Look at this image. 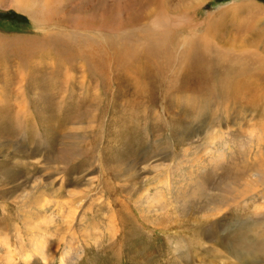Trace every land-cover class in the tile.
I'll return each mask as SVG.
<instances>
[{
	"label": "rangeland",
	"instance_id": "374dc122",
	"mask_svg": "<svg viewBox=\"0 0 264 264\" xmlns=\"http://www.w3.org/2000/svg\"><path fill=\"white\" fill-rule=\"evenodd\" d=\"M34 1L24 11L0 0V92L14 108L0 105V264H264L230 247L264 213L263 98L231 103L216 124L228 64L195 65L178 46L235 17L230 35L217 32L221 48L238 51L229 38L253 30L247 50L264 54V0ZM134 51L150 64L135 82L125 76ZM252 78L264 87V72ZM243 164L239 178L256 171L259 193L234 204L246 186L230 167Z\"/></svg>",
	"mask_w": 264,
	"mask_h": 264
},
{
	"label": "bare ground",
	"instance_id": "6f19581e",
	"mask_svg": "<svg viewBox=\"0 0 264 264\" xmlns=\"http://www.w3.org/2000/svg\"><path fill=\"white\" fill-rule=\"evenodd\" d=\"M16 8L18 7L19 10H31L32 8H34L35 6V1L34 0H16ZM14 3V4H15ZM13 4V6H15ZM160 4V3H159ZM256 4V3H255ZM239 5V4H238ZM236 5V6H238ZM180 7V5H178ZM234 6L233 5V10H234ZM184 9H186L185 7H183ZM256 9V8H255ZM228 10V9H227ZM224 12V11H223ZM239 12L237 11V14ZM222 14L221 12L218 14V16ZM226 14H230L229 12L226 13ZM232 14V13H231ZM224 15V14H223ZM239 16V15H238ZM221 20V22H216L214 24L212 23H209V26H208V29H210L209 27L211 26V29L210 30H214L215 33L211 34V32L209 34H207V31H210V30H207L205 31L206 34L204 33H201V34H193V36L191 37H186L185 35H181L182 38H179V45L180 48L183 47V55H193L191 57H193L194 59V62H195V65L196 64H219L218 66V70H220V68L222 67V64H228L227 68H226V71L224 73V76L222 77V79L220 80L219 84H220V87L219 88V92L222 93V95L219 96V98H217L216 100L218 101V106L216 107L217 109V114H216V117H215V122L216 124L218 122H221L223 120L222 116L223 112L225 111V109L227 108H230V104L233 103L234 105H238L237 109L240 108V107H243L246 106V103L249 102L250 103V100L252 99H257L259 97H262V101H264V87H262L261 84H256L254 83V81L256 80V78H252V77H255V71L258 72H264V54L260 53H255L253 51H248L250 49L247 50V47L248 46H252V45H256L258 42H259V37L261 35V32H258L256 34L253 33V30L252 32H250L251 30H249L250 33H247L244 35V38L240 39L241 36H234L233 38H229L232 40V42L234 43V46H237L239 47L238 51L236 52H232V53H228L226 52V50H223L225 49L223 47V49L221 48L222 46V37H221V34H218L217 35V32L220 31L222 33V31L224 30L225 33H228L229 31V28L231 27L229 22L230 20L233 18L231 17V19L223 26L222 25V20L221 19L222 17L219 16ZM135 17H133L134 19ZM252 18V16H251ZM216 19V18H215ZM235 20V17L233 18ZM241 19V18H240ZM247 19V18H246ZM258 19V18H257ZM210 21V20H209ZM247 21V20H246ZM250 21H253L252 19ZM255 21V20H254ZM235 22V21H234ZM254 23V22H253ZM238 24V23H237ZM241 24V23H240ZM249 24V22H248ZM243 25V24H242ZM246 25V24H245ZM255 25V24H254ZM238 26V25H237ZM247 26V25H246ZM234 27V26H233ZM239 27V26H238ZM244 28V27H243ZM253 28V27H251ZM235 29V28H234ZM246 29V28H245ZM245 29H244V32H245ZM246 29V30H247ZM240 31V30H238ZM262 31V30H260ZM233 32V31H232ZM243 32V31H242ZM240 33V32H239ZM229 35L231 34L228 33ZM242 34V33H241ZM208 35V36H207ZM218 37H217V36ZM223 36V35H222ZM224 37V36H223ZM230 37V36H228ZM98 38V37H97ZM96 38V39H97ZM108 39V38H107ZM218 39V40H217ZM240 39V40H239ZM88 41H90L88 39ZM230 41V40H229ZM34 42V41H33ZM32 44H35L33 43ZM39 42V41H38ZM52 41H50L49 43H51ZM53 42H55V45L54 47L56 46H65V45H68V42L67 40L64 42L62 41V39L60 38H57L55 40H53ZM93 42V41H92ZM165 42V38L163 39V41H158L156 42V47H158V50L157 51H154V56L156 58H162L163 56H161V54L163 53V50L160 49L161 48V44ZM95 43V42H94ZM93 43V44H94ZM177 43V42H176ZM27 44V43H26ZM6 45V44H4ZM74 45V44H73ZM83 45V44H82ZM96 45V44H95ZM104 45V44H103ZM226 45V44H225ZM231 45V44H230ZM31 46V45H30ZM33 46V45H32ZM31 46V47H32ZM48 46V45H47ZM76 46V45H75ZM233 46V48H235ZM253 46V47H254ZM88 47V46H87ZM231 47V46H230ZM253 47H251L253 49ZM29 48V47H28ZM75 48V47H74ZM96 48V47H95ZM227 48V47H226ZM30 49V48H29ZM33 49V48H32ZM64 49V47H63ZM93 49V48H92ZM229 49V48H228ZM232 49V48H231ZM258 49V48H257ZM4 50V49H3ZM233 50V49H232ZM11 51V50H10ZM99 51V50H98ZM129 51V50H128ZM16 52V51H15ZM31 52V51H30ZM124 52H127L126 50L124 49H120V51L116 54L117 56V59H121L120 62L118 63H121L122 62V58L120 56V54L122 55L123 57V53ZM138 52V51H137ZM136 51L132 52L129 59H130V62L129 64H125L128 66L127 70H126V77L128 78V81L132 79V81H137L138 80V77H141L143 76L145 71L148 70V67L150 66V64H144L148 58H146V56L144 55H139L137 54ZM260 52V51H259ZM17 53V52H16ZM86 54V53H85ZM85 54L83 56H85ZM100 54V53H99ZM82 55V54H81ZM93 55V54H92ZM102 56V55H101ZM17 57V56H16ZM99 57V56H98ZM188 57V56H187ZM82 58V57H81ZM173 58V57H172ZM190 58V57H189ZM2 59V58H0ZM4 59V58H3ZM17 59V58H16ZM74 59V58H73ZM88 59V58H87ZM97 58H95L96 60ZM123 59L126 60V58L124 57ZM128 59V58H127ZM76 60V59H75ZM177 60V59H176ZM64 61V60H63ZM102 61V59H101ZM81 62V61H80ZM88 62V61H87ZM137 62V63H135ZM194 62H191V63H194ZM98 63V62H97ZM252 63V64H251ZM161 65V64H160ZM162 65H165V64H162ZM193 65V64H192ZM74 66V65H73ZM97 65H95L96 67ZM207 66V65H206ZM252 66V67H251ZM22 67V66H21ZM104 67V66H103ZM146 67V68H145ZM9 68H12V67H9ZM70 68V67H69ZM74 68V67H73ZM77 68V67H76ZM179 68V67H178ZM199 68V67H198ZM212 68V67H211ZM217 68V67H215ZM84 69V68H83ZM214 69V68H213ZM225 69V68H224ZM223 69V70H224ZM124 70V69H123ZM151 70V69H149ZM174 70V69H173ZM198 70V69H197ZM211 70V69H209ZM221 70V71H223ZM98 71H102V70H98ZM121 71V70H120ZM196 71V70H195ZM202 71V70H201ZM208 71V70H207ZM220 71V72H221ZM83 72V70H82ZM85 72V71H84ZM215 72H218L217 70ZM93 73V72H92ZM175 73V72H173ZM172 73V76L173 78H177V74H173ZM200 73V72H199ZM214 73V72H213ZM212 73V75H213ZM106 74V73H105ZM197 74V73H196ZM209 74V73H208ZM260 74V73H258ZM257 74V75H258ZM37 75V74H36ZM160 74H157L155 75V77H162V76H159ZM169 75V74H168ZM198 75V74H197ZM196 75V76H197ZM210 75V76H212ZM216 75V74H214ZM221 75V74H220ZM263 75V74H262ZM72 76V75H71ZM83 76V75H82ZM179 76V75H178ZM21 77V76H20ZM68 77V76H67ZM85 77V76H83ZM104 77V76H103ZM205 77V76H204ZM217 77V75L215 76ZM263 77V76H262ZM107 78V76H106ZM209 78V77H208ZM24 79V78H23ZM168 79L170 81H173V83H178L179 82V79H171L169 76H168ZM201 79V78H200ZM207 79V78H206ZM211 79V78H210ZM108 80V79H107ZM140 80V78H139ZM143 80V79H142ZM213 80V79H212ZM146 80L145 84L148 85L150 82ZM168 81V80H167ZM166 79L165 78H158L155 80L154 84H156L157 86H160L162 83L163 84H166ZM199 81V80H198ZM252 81V82H251ZM257 81V80H256ZM70 80H67L66 84H67V87H69L70 85ZM106 82V81H105ZM104 81L103 82H98L100 85H101V88L105 89L108 87V85H113L112 84V81H107V83H105ZM143 82V81H142ZM216 82V81H215ZM250 84H249V83ZM21 83V82H20ZM61 83V81H60ZM84 83V82H82ZM206 83V82H205ZM75 84V83H74ZM97 84V85H99ZM107 84V85H106ZM137 85V89H138V94H141L143 91H144V87L141 85H139L138 83H135ZM172 84V83H171ZM196 84V83H195ZM207 84V83H206ZM210 84V83H208ZM62 85V84H60ZM202 85V84H201ZM259 85V86H258ZM19 86V84H18ZM82 86V85H81ZM208 86V85H207ZM227 86V88H230V90L232 89L233 91H228V92H225L224 94V90H225V87ZM16 87V86H14ZM119 87V86H118ZM169 87L171 88V86L169 85ZM219 87V86H218ZM260 87H262V91L260 92ZM19 88V87H17ZM76 88H78L76 86ZM112 88V87H110ZM186 88V87H185ZM199 88V86H198ZM197 88V89H198ZM202 88V87H201ZM224 88V89H223ZM67 89V88H66ZM96 89V88H95ZM98 89V88H97ZM159 89V88H158ZM176 89L180 90L182 89L181 86L180 87H177ZM188 89V88H187ZM195 89V88H194ZM193 89V90H194ZM207 89V88H206ZM205 89V90H206ZM11 90V89H10ZM69 90V89H68ZM81 90V89H80ZM184 90V89H182ZM221 90V91H220ZM66 93H67V90H65ZM73 91V90H72ZM98 91V90H97ZM110 91V90H109ZM185 91V90H184ZM183 91V92H184ZM196 91V90H195ZM217 91V90H216ZM96 92V91H95ZM103 92V91H102ZM202 92V91H200ZM97 93V92H96ZM113 93V92H112ZM69 94V93H68ZM83 94V93H82ZM70 95V94H69ZM75 95V94H74ZM81 95V94H80ZM100 95V93H99ZM114 95V94H113ZM160 95H161V92H160ZM196 95V94H195ZM214 95V94H213ZM85 96V95H84ZM182 96V95H181ZM185 96V95H184ZM183 96V97H184ZM208 96V95H207ZM218 96V94H217ZM73 97V96H72ZM77 97V96H76ZM138 97V101H140L139 98H141L140 96L136 95V98ZM190 97V96H189ZM210 97V96H209ZM118 98V96H116V99ZM181 98V97H180ZM188 98V96H187ZM191 101L193 102V97H190ZM198 98V97H197ZM10 100V96L7 94V92L4 90V88L1 87V92H0V105L2 104H7V107L8 109H14L11 105H10V102L8 100ZM20 99V98H19ZM24 99V98H23ZM62 99V98H61ZM77 99V98H76ZM101 100V99H100ZM189 100V101H190ZM214 100V99H213ZM18 101V100H17ZM20 101V100H19ZM26 101V100H25ZM185 101V100H184ZM199 101V100H198ZM259 101V100H257ZM202 102V101H201ZM253 103L252 106H256L254 103L256 101H252ZM22 103L23 105H26L24 100H22ZM189 103V102H188ZM196 103V102H195ZM194 103V104H195ZM198 103V102H197ZM248 103V104H249ZM76 104V102H75ZM82 104H83V101H82ZM167 104V103H166ZM209 104V103H208ZM247 104V105H248ZM22 105V104H21ZM193 105V103H192ZM77 106V105H76ZM207 103L206 104H201V107L202 109L198 112V116H200V120L201 118H204L207 117L210 113V111H206L205 108H207ZM263 106V105H262ZM2 107V106H1ZM6 107V106H5ZM4 107V108H5ZM18 107V106H17ZM27 107V106H26ZM24 107L22 108L23 111H25V114H27L28 112V109ZM75 107V106H74ZM114 107L115 104H114ZM76 108V107H75ZM193 108V107H192ZM252 108V107H251ZM78 109L79 111L76 112L78 116H80V110L82 112V109H80V107L78 106ZM94 109V108H93ZM242 109V108H241ZM253 109V108H252ZM192 110V109H191ZM229 110V109H228ZM227 110V111H228ZM232 110V109H231ZM236 110V109H235ZM86 111L88 112L87 110H83V112ZM196 111V110H194ZM221 111V112H219ZM8 112V111H7ZM20 112V111H19ZM219 112V113H218ZM7 114V113H6ZM82 114V113H81ZM89 114V112L87 113ZM194 114V113H193ZM31 115V114H30ZM75 115V114H74ZM76 115V116H77ZM85 114H83L82 116H84ZM5 116V115H4ZM71 116V115H70ZM75 116V117H76ZM202 116V117H201ZM211 116V115H210ZM160 117V116H159ZM70 118V117H69ZM18 119V118H17ZM264 119V118H263ZM14 120V119H13ZM15 121V120H14ZM164 122V121H163ZM17 123H19L17 121ZM170 124V123H169ZM224 124V123H223ZM264 124V122H263ZM251 126V125H250ZM258 126V125H257ZM263 126V125H262ZM263 128V127H261ZM255 129V128H254ZM252 130V129H251ZM250 130V131H251ZM256 130V129H255ZM258 130V129H257ZM253 131V130H252ZM259 132V131H258ZM252 134V133H251ZM220 135V134H219ZM255 135V134H254ZM261 135V134H260ZM252 136V135H251ZM253 137V136H252ZM257 138V137H256ZM233 152V151H232ZM263 155V158H264V153H262ZM235 156V155H234ZM234 159H236L234 157ZM250 160V159H249ZM255 165V161H252L250 162V165H248L247 167H253ZM232 166V165H231ZM235 165V166H232L230 167V169L232 168L234 170L233 174L235 175V179L236 180H242L244 179V186L243 189L241 190V196L240 197V200L238 201H235L234 204H238L241 200L247 198V197H250V195L253 193H259L256 192V186H252L254 184V181H258L259 180V177L256 175V171H244V175L246 177H242V178H239V172L244 170L246 168V165L243 164V169H241L242 165ZM178 168V167H177ZM247 170V168H246ZM264 171V165L262 167V169L260 170V173H262ZM261 176V175H260ZM263 182V181H262ZM237 183L239 184V181H237ZM260 184V183H259ZM258 184V185H259ZM262 185H264V183H262ZM263 186H261L262 188ZM239 194V193H238ZM234 197V196H233ZM209 198V197H208ZM237 198V197H236ZM255 198V197H253ZM234 200V199H233ZM252 200V199H251ZM256 200V199H255ZM254 204V203H253ZM260 205V204H259ZM258 205V206H259ZM262 207V206H260ZM259 207V208H260ZM258 208V209H259ZM263 208H264V205H263ZM262 208V209H263ZM255 209V208H254ZM228 211V210H227ZM230 211V210H229ZM264 212V211H263ZM256 221V220H255ZM247 227V225H246ZM245 227V228H246ZM248 229V227H247ZM250 230L249 233L248 231L246 233H242L241 235H238V238L240 240V242H238L236 245H230V247L233 249L234 253H235V256L236 258L238 259H244L245 257H249V259L253 260V261H264V213H263V216L262 218H260L258 221H256L255 223L252 224L251 226V229H248ZM252 235V236H251ZM246 240V241H245ZM250 240V241H248Z\"/></svg>",
	"mask_w": 264,
	"mask_h": 264
}]
</instances>
